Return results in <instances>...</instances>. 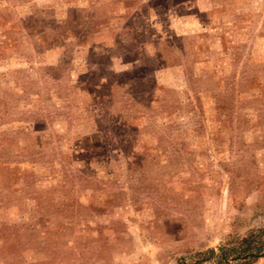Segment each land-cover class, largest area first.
<instances>
[{"label": "rangeland", "instance_id": "1", "mask_svg": "<svg viewBox=\"0 0 264 264\" xmlns=\"http://www.w3.org/2000/svg\"><path fill=\"white\" fill-rule=\"evenodd\" d=\"M218 1L173 37L188 74L162 71L142 130L107 135L65 128L71 0H0V264H264V0Z\"/></svg>", "mask_w": 264, "mask_h": 264}, {"label": "trees", "instance_id": "2", "mask_svg": "<svg viewBox=\"0 0 264 264\" xmlns=\"http://www.w3.org/2000/svg\"><path fill=\"white\" fill-rule=\"evenodd\" d=\"M198 2L199 0H71V8L82 19L77 25L82 31L78 41L81 46L70 54L69 61L72 66V61L74 63L80 55L84 63L80 70L69 74V78L75 79L74 82L67 81V91L71 92L73 98H85L80 107L86 112V116L83 119L79 116L78 121H74L69 104L64 122L66 130L72 132L78 126L86 130L85 126L89 123L99 127L98 121L109 124L108 129L111 131L107 135L112 134L114 126L122 123L141 131L146 124V110L150 111L157 103L162 71L171 69L170 71H182L183 75L188 74L185 60L194 44L189 37L183 38L179 43L172 42L173 37L178 35L173 34L175 30L171 24L178 20L177 16L184 19L176 23L188 25L190 21H194L201 14L200 11L197 12ZM205 2H208V7L225 8L223 2L218 0H203L204 4ZM193 9L195 10L192 12ZM87 10L95 12L94 28H84L86 24L83 19L87 17ZM226 17L222 18L224 22ZM153 24L159 25V30ZM69 36H75V32L70 31ZM128 73L130 75L126 81L123 80ZM129 82L131 90L140 93L149 90L153 93L151 99L142 102L141 97L136 95L132 98L124 93L119 95V88ZM150 84L153 87L148 89ZM105 101L111 103L108 108L110 112L101 113ZM116 108L118 111H115ZM59 115L57 114L58 117ZM60 118L54 119L53 124L60 123L63 126ZM249 255H253V252Z\"/></svg>", "mask_w": 264, "mask_h": 264}, {"label": "crops", "instance_id": "3", "mask_svg": "<svg viewBox=\"0 0 264 264\" xmlns=\"http://www.w3.org/2000/svg\"><path fill=\"white\" fill-rule=\"evenodd\" d=\"M203 4H204L203 0H199V2H198L199 8H197L198 13H199V11L201 13H203V12H206V11L211 10L213 8V7H208L206 5H203ZM177 19L180 20V19H184V18L183 17L181 18V16H177ZM178 20H176V21H178ZM195 20H197V18ZM176 21L171 24L172 29L175 30L174 33H176L178 36L179 35L184 36L186 34V33H184V32H186V31H184V29L186 28L187 25H185L184 23H180V22L176 23ZM153 25L158 27L157 29L159 30V27H160L159 25H157V24H153Z\"/></svg>", "mask_w": 264, "mask_h": 264}]
</instances>
